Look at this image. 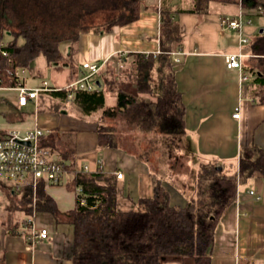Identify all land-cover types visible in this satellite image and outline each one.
I'll list each match as a JSON object with an SVG mask.
<instances>
[{
  "label": "trees",
  "instance_id": "1",
  "mask_svg": "<svg viewBox=\"0 0 264 264\" xmlns=\"http://www.w3.org/2000/svg\"><path fill=\"white\" fill-rule=\"evenodd\" d=\"M140 11L141 0H0V45L12 58L11 61L4 57L0 60L3 83L14 85L10 72L18 66L28 67L41 55L49 63L58 65L63 63L64 56L73 59L78 52L75 44L82 34L109 33L114 26L139 18ZM184 11L194 9L178 10ZM161 12L162 53L156 56L165 74L156 85L152 86L148 79L144 80L146 76L143 77L145 71L155 66L153 54L129 53L122 57V65H125V60L133 56L132 61L138 64L139 90L152 92L156 100L137 97L120 88L115 102L108 103L105 85L113 83L106 77L112 73L108 62L98 74L95 90L69 88V84L80 77L73 75L68 85H53L55 89L41 92L39 104L55 100L53 106L61 109L70 102L81 116L98 114L100 146L118 144L119 130L114 132L117 128L109 124L110 120L144 130L157 127L180 141L185 131L186 107L175 79L179 67L173 63L171 52L182 45L183 34L179 26L170 21L171 16L165 9ZM261 29L264 27L256 29L250 37L251 55L245 64L252 75L249 86H256L254 94L259 95L260 102L264 101V30ZM6 35L12 36L8 42L4 41ZM64 44H71L69 52H64ZM70 64L76 65L73 60ZM247 88L245 84L242 92ZM53 131L49 130L41 139L42 145L55 146L57 134ZM68 162L71 168L75 167L74 161ZM252 176L264 178V149L247 143L241 149L238 174L225 173L216 161L201 164L196 195L183 206L173 204L169 190L158 181L153 197L135 198L133 209L121 210L117 202V175L104 170H82L75 172L72 183L67 186L72 191L77 186L82 187L72 209L61 210L49 195L48 187L41 185L37 210L52 213L57 224L66 221L72 226V264H163L169 258L182 264H211L217 225L236 200L238 180ZM31 204V189H27L20 200H12V205L25 214L32 213Z\"/></svg>",
  "mask_w": 264,
  "mask_h": 264
},
{
  "label": "crops",
  "instance_id": "2",
  "mask_svg": "<svg viewBox=\"0 0 264 264\" xmlns=\"http://www.w3.org/2000/svg\"><path fill=\"white\" fill-rule=\"evenodd\" d=\"M194 3L189 7H181L175 2L168 5V0L166 2L141 0V11L136 20L114 26L113 30L106 34H82L75 44L78 52L74 56V62L79 64L85 61L105 62V66L110 62V67L115 72L118 68L117 58L120 56L129 53L153 54L155 66L145 71L143 77L146 76L144 80L148 79L152 86L156 85L165 74L164 70H160L161 60L156 56L162 53L161 11L165 9L166 14L171 16L170 21L177 24L180 34H183L182 45L178 50L171 52L173 63L179 64L175 79L186 107L185 131L180 136L179 145L183 148L191 146L189 154L198 157L199 168L203 161L220 163L219 161L223 159L229 161L232 166L231 171L225 172L226 167L220 163L224 172L238 174L243 145L248 143L264 149V101L260 102L259 95L254 94L256 86H249L250 79L242 82L240 72L228 68L225 63L226 53L240 49V34L234 46H229L228 36L237 31L222 27L220 18L224 15H237L239 13L237 3L220 2L225 6L219 12L216 22H209L206 16H201V11L204 12V8H201L203 5L198 6L196 2ZM183 8L194 11L178 12ZM175 13H180V23L177 22ZM248 46L243 49L250 54ZM67 50L69 51L68 47ZM249 57L245 59V64ZM132 60L133 56L125 60L129 70L123 77L124 83L120 85L121 88L137 97L156 100L152 92L144 93L139 90L138 64ZM245 70L248 72L247 67ZM35 75L33 74V77ZM151 75L153 79L150 78ZM70 81L66 84L53 85L66 86ZM245 84L248 88L244 93L242 90ZM236 107L240 108L239 118L233 116ZM59 111L69 120L63 127L56 126V121H53L51 116L45 120L39 119L36 115V125L48 132L54 130L53 132L57 134L55 146L50 147L53 156L74 161L78 167L88 165L90 171H97L101 166L106 172L116 174L117 171H121L123 177L117 179L119 209H133L135 198L153 197L158 181L168 190L169 186H172L161 176V173L166 171L165 166L157 169L148 165L146 161L139 160L142 151L137 155L133 153L138 151L136 149L139 147L135 141L148 130L124 124L120 127L124 131V142L118 135L119 141L116 146H100L98 120L95 122L85 120L86 116L69 114L64 108ZM41 120L42 125L39 123ZM112 122L109 124L116 125ZM119 129H115L114 132ZM184 158V156L173 158L178 160L176 166L180 174L191 171V167L185 165ZM124 171L139 176L136 189L138 196L132 194L130 190L124 191L123 180L126 177ZM177 181L179 183L176 186L188 194V198L194 197L193 193L195 194L196 190L191 192V189L194 188L196 180L192 187L185 181L180 182L178 178ZM128 186L131 188L130 184ZM47 191L61 210L72 209L76 204V192L67 186L53 185L49 186ZM25 215L24 213L21 222ZM21 222L9 225L0 222V264H72L74 247L73 228L70 223L62 221L57 224L52 213L38 211L37 223L39 226L47 227L50 236L31 243L24 235L16 232ZM211 258V264H264L263 177L252 176L238 180L236 200L228 207L217 225Z\"/></svg>",
  "mask_w": 264,
  "mask_h": 264
},
{
  "label": "built area",
  "instance_id": "3",
  "mask_svg": "<svg viewBox=\"0 0 264 264\" xmlns=\"http://www.w3.org/2000/svg\"><path fill=\"white\" fill-rule=\"evenodd\" d=\"M239 7V13L235 16L224 15L220 18L222 27L235 30L240 34V49L236 52L224 55L226 66L230 69H237L240 72V80L247 82L252 78L250 72L245 70V59L251 54L244 51V47L249 45L250 38L245 36L243 29L245 24L252 25L253 19L249 16L245 18L246 11L253 10L255 14L264 15V0H235ZM245 18V19H244ZM264 30V29H263ZM5 45V44H3ZM4 57L11 61L8 50L0 45V60ZM105 65V62L85 61L82 63V75L69 88L93 91L97 88L98 74ZM15 84L3 83L0 76V91L17 90V103L20 107L28 106L37 101L41 92L53 90V84L47 79H42L36 86H29V80L33 75L28 74L26 66L15 67L11 73ZM59 89V88H58ZM73 96L69 94V98ZM234 117H240V108L236 107ZM48 131L36 125L28 129H2L0 128V206L9 204V197L20 200L27 189L32 192V213L26 214L16 232L24 235L31 243L40 239H47L50 230L47 227L39 226L37 223V201L39 199L38 190L41 185L45 187L53 185L68 186L74 179L77 171H90L88 165L74 168L70 167L67 160L55 158L50 147L41 144V139L47 135ZM99 170H103L102 166ZM117 178H122L121 171L116 172ZM76 195L82 192V187H76ZM254 193V191H250ZM84 202V199H81Z\"/></svg>",
  "mask_w": 264,
  "mask_h": 264
},
{
  "label": "rangeland",
  "instance_id": "4",
  "mask_svg": "<svg viewBox=\"0 0 264 264\" xmlns=\"http://www.w3.org/2000/svg\"><path fill=\"white\" fill-rule=\"evenodd\" d=\"M170 2H175L181 7H189L194 5L196 2L198 6H202L201 8H204V12L201 11V16H206L208 18L209 22H216L219 18V12L223 9L224 4L220 3L217 0H168V5H170ZM232 5V4H229ZM251 13L249 14V11H246L245 18L250 15V17L253 19V24L248 25L245 24L243 33L247 37H251L252 33L259 28L264 27V15H258L255 14V11L251 10ZM177 22L180 23L181 21V15L180 13H175ZM244 18V19H245ZM197 24V23H196ZM196 24L193 25V28L196 27ZM229 46H234V43L237 42L239 38V33L232 32L229 36ZM10 39H12L11 35H6L4 38L5 42H8ZM22 41V39H20ZM76 43V42H75ZM64 52L67 51V47L71 49V44H64ZM76 47V45H75ZM69 52V51H68ZM75 56V55H74ZM73 59H69L68 57L63 58V63L60 65L54 63H49L44 56H39L36 58L28 67V74L33 75L36 74L35 77H33L31 80H29L28 85L29 86H36L40 80L47 79L51 84H66L69 82L73 75L81 76V70L82 65L78 62L76 65H70V63L75 61ZM67 61V62H66ZM117 68L118 73H114L113 70H109L112 72L111 74H106V77L110 78L113 83L110 85H105V88L107 89V98L108 103L113 104L117 98V93L119 88H121V84L124 83V76L126 74V71L129 70L126 65H122V57L117 58ZM67 63V65H66ZM177 66L179 64H176ZM110 67V66H109ZM122 70V72H120ZM116 71V72H117ZM123 80V81H121ZM64 86V85H63ZM110 89V90H109ZM17 90H2L0 91V128L2 129H28L33 128L36 125V115L39 119L45 118L48 119L50 116L52 117L53 121H56V126H65L69 120L63 116V114H60L59 109H55V106H53V103H56L55 100H49L46 104H39L40 98L37 101V105L35 102L30 103L28 106L20 107L17 103ZM68 112L69 114H73L78 117H82L81 114L77 111V109L70 103L66 102V107H62ZM87 118L85 120H89L91 122H95L96 120H99L98 114L86 116ZM109 122H112L111 120ZM39 123H42V120L39 121ZM116 124L115 126L119 129L120 127H123L120 122H112ZM42 125V124H41ZM121 129V130H120ZM118 131L119 137L122 138L124 142V131L123 128H120ZM146 132V131H145ZM178 141L175 137H173L172 134L164 132L163 130H160L159 128H153L148 130L143 136L139 137V140L137 139L136 144L139 146L138 151H134L133 153L135 155L140 154V151H142L141 158H139L140 161H146L148 165L154 166L157 169H160L162 166H165V173H161L162 178H165L168 180L170 184L169 186V192L171 197V202L173 204H177L179 206H183L187 204L191 198H188V194H186L181 188H178L176 186L177 178L179 181H185L186 183H189L192 187V183L194 180L197 181V175H198V157L190 156V151L192 150L191 146H187V148H183L178 144ZM124 144V143H123ZM144 153L146 154L144 156ZM178 157H185L184 163L186 166L191 167V171L187 173L180 174L179 169L176 166V162H178L177 159H173V156ZM143 157H146V159H143ZM206 163L207 161H203ZM220 163H222L226 168L225 172H229L232 170V166H230L229 161L220 160ZM203 164V163H202ZM201 166V165H200ZM123 170L125 168L121 165H119ZM125 173V179L124 182V191L130 190L132 194H135L138 196V193H136V189L138 187V175L137 174H131ZM160 176V175H159ZM160 176V177H161ZM130 184L131 188L128 186ZM189 187V188H191ZM196 190V184H194V188L191 189V192ZM126 192V193H127ZM196 195L193 193V196ZM12 197H9V204L5 203L2 206H0V222L5 223L7 225L12 223L21 222V218L24 215V212L20 210L19 208H15L12 205ZM17 201V200H16ZM11 203V204H10ZM163 264H182L179 262V260L175 258H169L166 259Z\"/></svg>",
  "mask_w": 264,
  "mask_h": 264
},
{
  "label": "water",
  "instance_id": "5",
  "mask_svg": "<svg viewBox=\"0 0 264 264\" xmlns=\"http://www.w3.org/2000/svg\"><path fill=\"white\" fill-rule=\"evenodd\" d=\"M261 31H263V29H261ZM66 65H67V63H66ZM219 169H221V167H219Z\"/></svg>",
  "mask_w": 264,
  "mask_h": 264
}]
</instances>
